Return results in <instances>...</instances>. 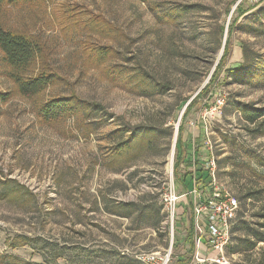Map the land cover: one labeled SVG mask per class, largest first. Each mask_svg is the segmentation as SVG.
Listing matches in <instances>:
<instances>
[{
  "label": "rangeland",
  "instance_id": "1",
  "mask_svg": "<svg viewBox=\"0 0 264 264\" xmlns=\"http://www.w3.org/2000/svg\"><path fill=\"white\" fill-rule=\"evenodd\" d=\"M0 21L38 41L44 62L61 76L49 90L63 95L74 91L113 113L90 130L76 126L72 118L41 122L31 101L0 75V92L12 90L0 99V264H145L141 254H164L171 244L165 217L157 228L138 226L135 214L117 216L107 208L115 201L142 198L161 204L160 195L171 181L178 194L193 188L192 177H185L187 188L179 180L186 165H179L178 180L173 170L179 126L184 158L194 151L201 168L213 159L215 183L239 201L226 248L229 264L264 263V241L241 250L238 240L264 232V182L257 177L264 172V128L262 117L254 123L244 117L264 106V0L4 3ZM221 24L227 28L220 46ZM226 38L221 71L205 97L185 114L188 101L220 62ZM101 44H112L119 57L111 62L139 70L155 91L145 95L110 81L104 65L85 60L86 50ZM241 44L248 63L227 73V67L245 62ZM104 116L98 110L94 120ZM126 124L159 135L150 133L149 141L131 152L132 159L128 154L111 159L108 148L125 136L115 130ZM246 186L257 198L240 199ZM197 197L198 192L182 195L177 204L171 263L192 253L187 232ZM239 219L249 222L243 230H237Z\"/></svg>",
  "mask_w": 264,
  "mask_h": 264
},
{
  "label": "trees",
  "instance_id": "2",
  "mask_svg": "<svg viewBox=\"0 0 264 264\" xmlns=\"http://www.w3.org/2000/svg\"><path fill=\"white\" fill-rule=\"evenodd\" d=\"M33 1L43 0H0V6L4 3L19 5ZM138 1L149 2V0ZM238 6L239 3L236 7L238 8ZM240 11L242 12L241 9ZM234 24L235 20H233L228 28L225 27L224 24H221L218 27L220 46L222 45V36L224 31L227 28L229 30L228 32H230ZM223 44V54L220 62H218L214 72L211 74L208 83L204 85L202 89L188 101V103L187 101L185 102L187 103L184 111L185 114L199 98L206 95L208 88L215 81L216 75L221 71L222 63L228 53L227 38ZM241 48L243 50V58L245 62L229 68L227 67L225 69L227 73L244 69L245 65H247V49L244 44H241ZM113 57L118 58L119 51H117L112 44H101L90 46L86 50V56L84 58L87 61H91L95 66H99L100 64L104 65V68L101 69L110 81H116L122 85L126 84L145 95H149L151 92L155 91V88L151 84L150 80L145 75L141 74L139 70H133L130 66L128 67L124 63L117 61L111 62ZM44 61L45 58L38 41L24 32L11 29L0 21V75L5 76L13 83L15 91L19 95L31 101L32 107L41 122H64L65 120H68V118H72L76 126H86L84 129L90 130L92 127H99V125L105 123L107 119L113 116V113L108 112L102 104L81 98L74 91H71L67 95H63L53 93L49 90L61 76L54 67ZM11 91L12 90L4 93L0 92V99H6L9 95H11ZM206 103L207 101L204 102V104ZM98 110L103 111L105 116L94 120V114ZM244 117L251 123H254L257 118L262 117L260 126L264 128V106L244 112ZM181 131L182 128L179 126L178 134L175 140V154L173 160V170L174 174L177 176L175 177L177 180L179 179L177 169L184 160L181 150V148H184ZM122 132L125 133L124 138L113 143L107 150L108 154L112 156L111 159L122 154H128V156L131 155L132 151H136L137 148L145 145L149 141L150 133H154L156 136L159 135L157 131H154V129L143 127L141 125L129 124H126L123 129L116 128L115 130V133L117 134ZM263 132L264 130L261 133ZM113 133L114 132H111L110 134ZM190 152L192 153V150ZM129 157L132 159L135 157V154L133 153L132 156ZM190 161L191 157L186 158L185 164L188 166ZM196 175L198 176L197 179L199 184H201L199 187L203 188V178L207 177L208 171L200 168L197 170ZM188 176L191 178L190 172L186 171L182 178L179 179L181 181V185L186 188L188 184L185 185L184 183L185 177ZM257 177L259 180L264 182V172L258 173ZM255 198L257 197L254 196V190L250 186H246V188L244 187V190L241 191L240 199L242 201ZM107 211L111 214L122 217H129L131 214H135L139 220L138 226L146 225L155 228L158 227L159 223L165 217V214L162 211V204H159L155 198L153 200L142 198L135 201H115L113 206L107 208ZM240 216H242L241 212L239 213V217ZM248 223L249 222L247 220L239 219V227H237V230H243ZM187 239H189L190 247L193 250L194 238L191 221L187 232ZM238 240L244 245H242L243 247L241 250H250L253 249L259 241H264V232L254 231L251 236H239ZM231 250L237 251L239 249L231 248ZM189 261L190 256L184 259H179L177 262L171 264H188ZM258 264H261V262L259 261Z\"/></svg>",
  "mask_w": 264,
  "mask_h": 264
},
{
  "label": "built area",
  "instance_id": "3",
  "mask_svg": "<svg viewBox=\"0 0 264 264\" xmlns=\"http://www.w3.org/2000/svg\"><path fill=\"white\" fill-rule=\"evenodd\" d=\"M194 156L193 151L189 167L185 164L186 158L180 164L186 165V171L190 172L193 188L186 189L184 194H178L173 181H171V184L160 195L166 228L171 238L170 248L164 254L157 252L141 254L139 259L145 264H171L170 249L174 225L177 222V204L182 195L191 193L196 195V192H198V197L193 200L190 206L194 244L188 264H229L226 248L229 242L230 225L238 214L239 201L229 191H221L219 185L215 183L214 160H206L204 168H201ZM200 168L208 171L207 177L203 178L205 180L203 188H199L201 184L196 176V172ZM205 188L207 190L211 188V191H207L208 194H206Z\"/></svg>",
  "mask_w": 264,
  "mask_h": 264
}]
</instances>
